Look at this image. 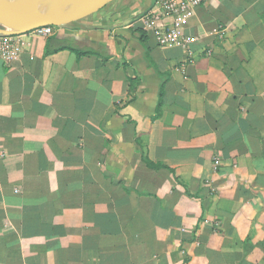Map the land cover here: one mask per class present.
Wrapping results in <instances>:
<instances>
[{
    "label": "crops",
    "instance_id": "crops-1",
    "mask_svg": "<svg viewBox=\"0 0 264 264\" xmlns=\"http://www.w3.org/2000/svg\"><path fill=\"white\" fill-rule=\"evenodd\" d=\"M158 11L113 0L0 62V264H264V0H204L185 47Z\"/></svg>",
    "mask_w": 264,
    "mask_h": 264
},
{
    "label": "water",
    "instance_id": "water-1",
    "mask_svg": "<svg viewBox=\"0 0 264 264\" xmlns=\"http://www.w3.org/2000/svg\"><path fill=\"white\" fill-rule=\"evenodd\" d=\"M113 0H0V36L79 22Z\"/></svg>",
    "mask_w": 264,
    "mask_h": 264
},
{
    "label": "built area",
    "instance_id": "built-area-1",
    "mask_svg": "<svg viewBox=\"0 0 264 264\" xmlns=\"http://www.w3.org/2000/svg\"><path fill=\"white\" fill-rule=\"evenodd\" d=\"M203 2L204 0H156L159 11L146 18L145 26L151 30L159 45L185 47L195 39L184 38L180 29L185 20L192 16L194 10ZM54 29L50 27L33 32L48 37L53 34ZM21 36L24 35L0 36V62H10L19 54Z\"/></svg>",
    "mask_w": 264,
    "mask_h": 264
},
{
    "label": "trees",
    "instance_id": "trees-1",
    "mask_svg": "<svg viewBox=\"0 0 264 264\" xmlns=\"http://www.w3.org/2000/svg\"><path fill=\"white\" fill-rule=\"evenodd\" d=\"M51 40H52V39H51ZM55 44H56L55 51L68 49V46H66L65 43H62V42H60V41H56V40H55ZM49 45H50V43H49ZM81 54H83V53H81Z\"/></svg>",
    "mask_w": 264,
    "mask_h": 264
}]
</instances>
